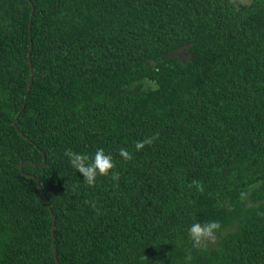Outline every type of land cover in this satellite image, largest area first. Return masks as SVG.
<instances>
[{"label": "trees", "instance_id": "obj_1", "mask_svg": "<svg viewBox=\"0 0 264 264\" xmlns=\"http://www.w3.org/2000/svg\"><path fill=\"white\" fill-rule=\"evenodd\" d=\"M98 148L119 178L88 186L64 151ZM53 244L58 264H264V0H0V264H56Z\"/></svg>", "mask_w": 264, "mask_h": 264}, {"label": "clouds", "instance_id": "obj_2", "mask_svg": "<svg viewBox=\"0 0 264 264\" xmlns=\"http://www.w3.org/2000/svg\"><path fill=\"white\" fill-rule=\"evenodd\" d=\"M153 138H145L135 143V150L141 151L145 144H151ZM118 155L123 161H128L132 158V153L128 149L121 147L118 150ZM64 156L67 159L69 166L80 173L83 177L84 184L92 186L97 177L111 176L113 180H118L119 174L115 171L116 163L112 154L106 153L103 148H98L90 156L86 153L66 149ZM221 227L216 220H210L207 223L195 221L187 228V235L190 237L192 246L198 248L204 240H214L217 230ZM192 259L191 254L184 257L185 264H188Z\"/></svg>", "mask_w": 264, "mask_h": 264}, {"label": "rangeland", "instance_id": "obj_3", "mask_svg": "<svg viewBox=\"0 0 264 264\" xmlns=\"http://www.w3.org/2000/svg\"><path fill=\"white\" fill-rule=\"evenodd\" d=\"M233 2H234V4L237 6V7H239V6H241V5H243V4H246V3H248V2H250V0H232ZM181 59H184L185 58V54L183 53V51H180V52H177L176 53ZM203 242H205V243H208V244H213V240H204Z\"/></svg>", "mask_w": 264, "mask_h": 264}, {"label": "water", "instance_id": "obj_4", "mask_svg": "<svg viewBox=\"0 0 264 264\" xmlns=\"http://www.w3.org/2000/svg\"><path fill=\"white\" fill-rule=\"evenodd\" d=\"M42 155H43V153H42ZM43 163H44V160H43ZM22 165H23V164H20V166H19V171L23 174V172H22ZM36 181H37L38 187L40 188L39 181H38L37 179H36ZM53 231H54V230L52 229V233H51L52 237H53ZM53 256H54V261H55V263L58 264L54 244H53Z\"/></svg>", "mask_w": 264, "mask_h": 264}]
</instances>
